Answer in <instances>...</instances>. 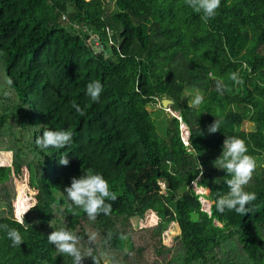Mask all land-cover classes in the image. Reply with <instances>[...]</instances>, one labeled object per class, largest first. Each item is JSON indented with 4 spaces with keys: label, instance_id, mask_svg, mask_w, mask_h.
<instances>
[{
    "label": "trees",
    "instance_id": "obj_1",
    "mask_svg": "<svg viewBox=\"0 0 264 264\" xmlns=\"http://www.w3.org/2000/svg\"><path fill=\"white\" fill-rule=\"evenodd\" d=\"M0 74V152L12 153L0 166V226L24 240L12 246L0 228V264H72L47 240L61 228L79 238L81 264H264V168L245 186L256 199L240 216L216 211L230 177L213 166L229 137L264 159V0H221L207 23L186 0H0ZM92 80L103 86L97 102L85 95ZM186 92L203 102L189 106ZM164 99L180 121L159 134L147 109ZM47 130H70L73 143L42 150L35 137ZM88 171L117 196L95 220L64 193ZM148 216L149 242L137 244L125 228ZM172 224L180 233L168 248L161 236Z\"/></svg>",
    "mask_w": 264,
    "mask_h": 264
},
{
    "label": "clouds",
    "instance_id": "obj_2",
    "mask_svg": "<svg viewBox=\"0 0 264 264\" xmlns=\"http://www.w3.org/2000/svg\"><path fill=\"white\" fill-rule=\"evenodd\" d=\"M186 4L193 11L201 14V19L207 23L217 15V9L220 7L221 0H186ZM228 78L234 83H239L236 72L230 73ZM215 90L221 95L227 90L222 78L216 79ZM102 92L103 86L100 81L92 80L87 83L85 95L92 102H97ZM203 99L202 95L197 94L193 99V106L202 103ZM73 108H75L77 113H80L78 106L74 104ZM218 130L219 124L215 120L207 127V133L209 134L215 133ZM72 143L73 132L70 130H47L42 132V135L35 137V144L42 150L48 148L56 150L66 149ZM247 153L248 146L243 139L229 137L223 140L222 151L215 159L213 166L217 169H222L230 179L226 182L228 187L227 193L215 201L217 212L223 213L225 210H229L234 211L240 216H244L250 212V205L256 199V193L246 191L245 186L251 180L257 164ZM59 163L67 165L68 160L62 156L59 159ZM64 193L66 199L72 205L81 209L89 220H95L100 214L108 215L112 205L106 203V200L115 201L117 199L116 193L110 191L108 181L100 173H93L91 171L83 173V175L78 177H72L70 185L65 187ZM23 214L18 217L22 225L25 224L22 218ZM0 228H4L6 238L10 240L12 246L19 247L24 242L23 237L17 229H7L6 226H0ZM78 239L75 234L63 228L52 231L47 236L48 243L54 247V250L71 257L72 264H81V260L84 258L77 247ZM88 255H91L90 251Z\"/></svg>",
    "mask_w": 264,
    "mask_h": 264
},
{
    "label": "rangeland",
    "instance_id": "obj_3",
    "mask_svg": "<svg viewBox=\"0 0 264 264\" xmlns=\"http://www.w3.org/2000/svg\"><path fill=\"white\" fill-rule=\"evenodd\" d=\"M88 1V0H87ZM4 79H1L0 74V85H4ZM197 95L195 92H186L183 95V101L187 103L189 106H193V99ZM197 106V105H196ZM150 113H152V120L154 121L156 131L159 134H162L163 128L166 125V122L171 120L172 118H177L180 121L178 112L174 111V109L171 107V105L167 104L165 107H160L159 102L154 107H149L147 109ZM156 111V112H155ZM241 129L243 131H251L253 129V125L244 122L241 126ZM179 132H180V139L182 144L185 146H188V138H189V132L184 124H179ZM12 163V153H3L0 152V166L3 167H9ZM257 165L263 169L264 168V159L257 160ZM8 192L12 189V185H9V182L7 183ZM192 188L194 192L199 195V202L201 204V208L203 211L207 212L209 214L211 203L206 200V197L208 195V191L202 188H199L196 185V182L193 183ZM148 220H133L130 222V224L127 225L125 228V232L130 234L131 239L139 244V243H148L149 239L146 238L148 236V233H145L144 230L150 229V223H153L150 216H148ZM144 228V229H143ZM180 231L176 224L170 225L165 232H163L161 239L162 244L166 247H171L174 243L175 238L179 235ZM151 248L148 249L147 253H145V257H152L151 254ZM104 264H110L104 259Z\"/></svg>",
    "mask_w": 264,
    "mask_h": 264
},
{
    "label": "water",
    "instance_id": "obj_4",
    "mask_svg": "<svg viewBox=\"0 0 264 264\" xmlns=\"http://www.w3.org/2000/svg\"><path fill=\"white\" fill-rule=\"evenodd\" d=\"M167 104H171V102L170 101H167V100H162V103H161V105H162V107H165Z\"/></svg>",
    "mask_w": 264,
    "mask_h": 264
}]
</instances>
